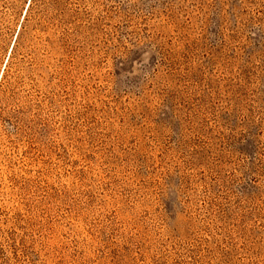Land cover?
<instances>
[{"label":"rangeland","instance_id":"rangeland-1","mask_svg":"<svg viewBox=\"0 0 264 264\" xmlns=\"http://www.w3.org/2000/svg\"><path fill=\"white\" fill-rule=\"evenodd\" d=\"M0 264H264V0H0Z\"/></svg>","mask_w":264,"mask_h":264}]
</instances>
